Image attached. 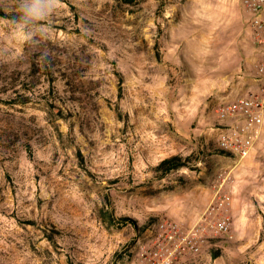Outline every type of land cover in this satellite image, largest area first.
I'll use <instances>...</instances> for the list:
<instances>
[{"label": "rangeland", "instance_id": "374dc122", "mask_svg": "<svg viewBox=\"0 0 264 264\" xmlns=\"http://www.w3.org/2000/svg\"><path fill=\"white\" fill-rule=\"evenodd\" d=\"M18 5L0 0V264H133L149 225H192L222 183L228 233L177 264H264V129L240 161L215 149L253 62L239 2L55 0L23 46Z\"/></svg>", "mask_w": 264, "mask_h": 264}, {"label": "built area", "instance_id": "2783aa9c", "mask_svg": "<svg viewBox=\"0 0 264 264\" xmlns=\"http://www.w3.org/2000/svg\"><path fill=\"white\" fill-rule=\"evenodd\" d=\"M237 1L252 32L251 85L245 94L215 109L220 122L215 149L240 161L251 153L264 129V0ZM223 186L215 187L211 201L192 225L183 227L166 219L150 225L129 250L133 264H177L200 255L208 238L226 235L229 223L225 213L231 197Z\"/></svg>", "mask_w": 264, "mask_h": 264}, {"label": "clouds", "instance_id": "9594fccd", "mask_svg": "<svg viewBox=\"0 0 264 264\" xmlns=\"http://www.w3.org/2000/svg\"><path fill=\"white\" fill-rule=\"evenodd\" d=\"M55 6V0H19L13 18L5 21L10 39L23 46L44 35Z\"/></svg>", "mask_w": 264, "mask_h": 264}, {"label": "crops", "instance_id": "0c3cea01", "mask_svg": "<svg viewBox=\"0 0 264 264\" xmlns=\"http://www.w3.org/2000/svg\"><path fill=\"white\" fill-rule=\"evenodd\" d=\"M253 56L251 57H248V58H245L244 62H248L250 60H252ZM244 69V67H243ZM235 72V71H234ZM245 72V70H244ZM247 75H249V73H246ZM243 75H245L243 73ZM247 75L243 76H239L238 77V80L236 83H234L232 86H231V91H230V94L228 95V97L230 98L229 100H234L236 98H238L239 96L243 95L246 93L247 89L249 88V86L251 85V82H250V78L247 77Z\"/></svg>", "mask_w": 264, "mask_h": 264}, {"label": "trees", "instance_id": "16d2710c", "mask_svg": "<svg viewBox=\"0 0 264 264\" xmlns=\"http://www.w3.org/2000/svg\"><path fill=\"white\" fill-rule=\"evenodd\" d=\"M0 16H5L4 13L0 12ZM119 90H121V84L119 85ZM185 164L183 160L180 157H171L168 159H165L159 163L157 167H155V171H162L164 173H167L171 170H177L181 167H184ZM122 221H128L127 218H122ZM150 226V225H149ZM264 226V225H263Z\"/></svg>", "mask_w": 264, "mask_h": 264}]
</instances>
